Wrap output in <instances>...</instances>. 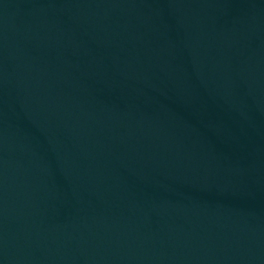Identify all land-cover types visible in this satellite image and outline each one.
Here are the masks:
<instances>
[{"label":"water","instance_id":"1","mask_svg":"<svg viewBox=\"0 0 264 264\" xmlns=\"http://www.w3.org/2000/svg\"><path fill=\"white\" fill-rule=\"evenodd\" d=\"M0 264H264V0H0Z\"/></svg>","mask_w":264,"mask_h":264}]
</instances>
